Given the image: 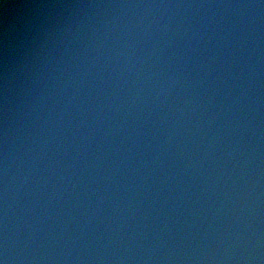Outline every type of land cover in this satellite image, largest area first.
<instances>
[{"label":"water","instance_id":"water-1","mask_svg":"<svg viewBox=\"0 0 264 264\" xmlns=\"http://www.w3.org/2000/svg\"><path fill=\"white\" fill-rule=\"evenodd\" d=\"M0 261L264 264V0H2Z\"/></svg>","mask_w":264,"mask_h":264},{"label":"snow or ice","instance_id":"snow-or-ice-1","mask_svg":"<svg viewBox=\"0 0 264 264\" xmlns=\"http://www.w3.org/2000/svg\"><path fill=\"white\" fill-rule=\"evenodd\" d=\"M0 2H2V0H0ZM0 264H2V262H0Z\"/></svg>","mask_w":264,"mask_h":264},{"label":"clouds","instance_id":"clouds-1","mask_svg":"<svg viewBox=\"0 0 264 264\" xmlns=\"http://www.w3.org/2000/svg\"><path fill=\"white\" fill-rule=\"evenodd\" d=\"M0 262H2V264H3V261H0Z\"/></svg>","mask_w":264,"mask_h":264}]
</instances>
